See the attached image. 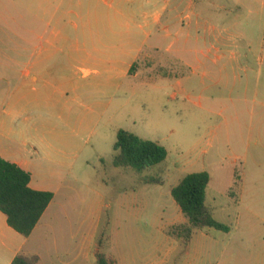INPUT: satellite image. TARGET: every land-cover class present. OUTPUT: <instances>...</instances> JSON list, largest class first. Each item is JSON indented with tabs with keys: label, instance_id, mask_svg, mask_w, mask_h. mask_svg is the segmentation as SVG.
<instances>
[{
	"label": "rangeland",
	"instance_id": "obj_1",
	"mask_svg": "<svg viewBox=\"0 0 264 264\" xmlns=\"http://www.w3.org/2000/svg\"><path fill=\"white\" fill-rule=\"evenodd\" d=\"M197 5L211 24L185 29L218 35L219 42L211 41L225 43L226 53L216 64L196 66L189 50H206L210 42L184 39L169 52L142 57L136 82L113 91L116 98L102 117L90 113L66 126L46 124L78 130L88 145L63 186L46 185L59 189L49 211L54 216L43 223L50 222L54 232L47 238L45 230L35 234L25 255L46 257L56 241H64L61 253L72 251L71 237L82 225L89 226V264H98V252L119 264H264V0H197ZM29 6L0 0V65L11 63L2 55L11 47L8 39L31 33ZM120 129L165 146L167 159L142 174L115 167ZM3 130L19 132L20 146L32 148L30 122ZM0 148H9L1 137ZM201 171L211 177L208 205L215 219L231 230L204 228L184 244L163 230L176 212L185 217L171 190ZM151 176L164 183L145 184L143 178Z\"/></svg>",
	"mask_w": 264,
	"mask_h": 264
},
{
	"label": "crops",
	"instance_id": "obj_2",
	"mask_svg": "<svg viewBox=\"0 0 264 264\" xmlns=\"http://www.w3.org/2000/svg\"><path fill=\"white\" fill-rule=\"evenodd\" d=\"M18 2L28 8L31 5L32 29L29 35L10 37L11 47L2 53L11 63L0 65V84H4L0 91V137L9 143V148H0V156L29 171L30 186L53 192L54 199L29 237L10 227L7 216L0 211V264H11L17 255L24 254L23 250L40 231L45 230L44 236L51 237L54 228L50 222L44 226L43 223L47 215H53L54 211H49L59 189L46 185L63 186L88 145V139L80 131L46 124L55 121L66 126L71 120L81 122L90 113L102 117L116 98L113 91L136 82L140 75L137 65L142 57L151 58L165 48L169 52L184 39L210 42L206 50L197 48L188 52L196 56L195 65L199 68L209 61L216 64L226 53L225 43H215L220 40L218 35L202 36L198 30L195 35L186 32L187 25L211 24L197 0ZM178 53L180 60H184L183 51L177 49ZM181 84V79L174 83ZM89 89L93 91L90 93ZM94 102L100 110L90 106ZM22 122L31 123V149L20 146L24 142L19 132L3 130ZM185 222L187 218L176 212L174 220L163 230L168 233L171 226ZM201 231L197 230L191 241ZM71 240L72 251L61 253L64 241L62 244L56 241L55 251L48 256L41 253L27 256H39L38 264H89V226L83 230L81 225L80 234L73 235Z\"/></svg>",
	"mask_w": 264,
	"mask_h": 264
},
{
	"label": "trees",
	"instance_id": "obj_3",
	"mask_svg": "<svg viewBox=\"0 0 264 264\" xmlns=\"http://www.w3.org/2000/svg\"><path fill=\"white\" fill-rule=\"evenodd\" d=\"M132 68V73L135 71ZM113 164L118 168H128L142 174L164 162L168 149L160 143L142 138L125 129L117 133L114 145ZM31 173L20 165L0 156V211L7 216L10 227L24 237H29L45 211L54 199L51 191L35 190L30 186ZM211 177L207 171L187 174L171 194L179 205L187 222L175 224L169 228V234L188 244L197 230L214 228L229 232L231 228L215 219L207 203V189ZM145 184H163L159 177H144ZM39 256L17 255L11 264H38ZM98 264H118L114 258L105 253H97Z\"/></svg>",
	"mask_w": 264,
	"mask_h": 264
}]
</instances>
